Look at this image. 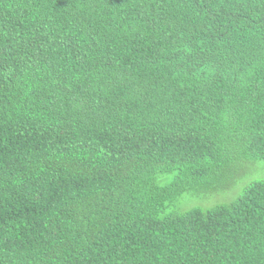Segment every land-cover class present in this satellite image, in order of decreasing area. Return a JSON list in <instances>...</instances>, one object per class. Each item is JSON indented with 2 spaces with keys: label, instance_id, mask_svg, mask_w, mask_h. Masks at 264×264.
Segmentation results:
<instances>
[{
  "label": "trees",
  "instance_id": "1",
  "mask_svg": "<svg viewBox=\"0 0 264 264\" xmlns=\"http://www.w3.org/2000/svg\"><path fill=\"white\" fill-rule=\"evenodd\" d=\"M231 162L264 0H0V264H264V179L187 205Z\"/></svg>",
  "mask_w": 264,
  "mask_h": 264
},
{
  "label": "rangeland",
  "instance_id": "2",
  "mask_svg": "<svg viewBox=\"0 0 264 264\" xmlns=\"http://www.w3.org/2000/svg\"><path fill=\"white\" fill-rule=\"evenodd\" d=\"M242 164V163H240ZM231 162L225 169H222L215 181V187L220 189L216 195H203L201 198L188 203V206L209 208L223 202L233 200L241 192L243 186L253 180L264 179V162L258 164L240 165ZM222 201V202H221Z\"/></svg>",
  "mask_w": 264,
  "mask_h": 264
}]
</instances>
